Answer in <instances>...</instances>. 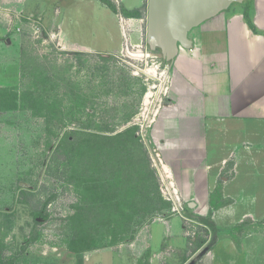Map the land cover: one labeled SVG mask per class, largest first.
Returning a JSON list of instances; mask_svg holds the SVG:
<instances>
[{"label": "rangeland", "instance_id": "374dc122", "mask_svg": "<svg viewBox=\"0 0 264 264\" xmlns=\"http://www.w3.org/2000/svg\"><path fill=\"white\" fill-rule=\"evenodd\" d=\"M109 1L120 10L138 5V0ZM139 7L143 14L136 31L134 17L123 15L128 20L123 34L121 12L104 0H0L1 259L183 264L185 257L184 264H202L216 245L217 233L172 211L159 178V192L171 207H134L132 217L123 213L131 210L132 200L125 197L141 191L147 168L158 174L152 145L135 118H141L145 92L169 75V62L145 42L146 0ZM59 20L70 41L88 43L95 51L67 42ZM123 170L125 177L133 176L131 188L119 190L118 206L112 207L116 197H106L114 189L106 184ZM174 214L186 219L180 220L189 241L166 242L146 253L152 227ZM76 230L75 241L90 233L84 234L87 244L73 243Z\"/></svg>", "mask_w": 264, "mask_h": 264}, {"label": "crops", "instance_id": "0c3cea01", "mask_svg": "<svg viewBox=\"0 0 264 264\" xmlns=\"http://www.w3.org/2000/svg\"><path fill=\"white\" fill-rule=\"evenodd\" d=\"M244 8L230 5L190 31L193 46L169 63L168 97L146 130L184 197L183 218L218 234L202 264H264V0H252L254 29ZM133 19L136 31L141 18ZM58 24L67 42L95 51L70 41L63 21ZM158 178L153 172L151 189L162 199ZM175 215L152 227L146 253L166 242L189 241L182 217Z\"/></svg>", "mask_w": 264, "mask_h": 264}, {"label": "water", "instance_id": "95a60500", "mask_svg": "<svg viewBox=\"0 0 264 264\" xmlns=\"http://www.w3.org/2000/svg\"><path fill=\"white\" fill-rule=\"evenodd\" d=\"M243 0H146L145 42L172 63L181 49H191L190 31Z\"/></svg>", "mask_w": 264, "mask_h": 264}, {"label": "trees", "instance_id": "16d2710c", "mask_svg": "<svg viewBox=\"0 0 264 264\" xmlns=\"http://www.w3.org/2000/svg\"><path fill=\"white\" fill-rule=\"evenodd\" d=\"M104 2H106L108 4V6L114 12H121L122 15H124L125 17H134V18H141L142 17L143 10L141 9V7H135V8H132V9H128V8H125V7L122 8L121 7V10H120V9L116 8L114 4H111V2L109 0H104ZM242 4L245 7L244 8V12H243L244 17L248 21V23L250 24V27L252 29H254V25L252 24V22L250 20V17H249L251 5H252V0H243ZM0 91L3 92V91H5V89L0 87ZM25 94L26 93L23 92L22 97H24V98L26 97V100L28 101L30 98H27V96ZM13 97H14V99H16L17 95H15ZM0 99L2 100L3 99V96ZM12 106H13V108H15L14 105H12ZM129 130L131 131V128H126L125 129L126 132H129ZM130 134H131V138H132V136H134L133 132L131 131ZM96 135L98 136L99 134H96ZM100 135H99L100 138L104 136L105 139H108V137H109V136H106V135H103V134H100ZM69 138L71 139L72 137H69ZM92 140L93 139L91 138V141ZM83 142L85 144H87V139H84V140L82 139V143ZM125 171H127V170H123L121 172H118L117 174H119L121 177H119V178H116L115 177V179L112 182L109 181L110 180L109 177L107 178V179H109L107 181V184H106L107 185V188H109L110 185L112 184L111 188L114 189L113 190L114 193L113 194L109 193L108 196L106 197V199L108 197H111V198L114 197V196L116 197V199H115L116 201L112 203V207L118 206V200L119 199L116 196V194L119 192V190H122V191L126 192L125 189H130L131 188L129 184H131V181H132V178L131 177H133V176H129L128 175V177H125L124 176V172ZM152 176H153V172L148 167L147 168V172H146L145 176L143 177L144 178V180H143L144 184H143V186L141 185V187H140V190L141 191L140 192H135L133 195L132 194H130L129 196L127 195L125 197V198H128V200H129V198H131L130 200H132L127 205L129 207L131 206L129 208L131 210H128V211H125L124 210L123 213H125L126 215H130L132 217V215H133L132 214L133 213L132 209H134V207L135 208H138L140 210L141 209H148L149 208L148 210L152 211V209L153 210H155V209L159 210V209H163V207H165V206H169L168 205V202H165L163 199H161L160 197H158V194L156 195V197H154V195H153L154 193H153V191L151 189V188H153L154 183L152 182V180H150V178H152ZM91 188L94 189V190L98 189L97 185L92 186ZM155 189H156V187L154 188V190ZM106 191H107V189H106ZM154 203H155V206H154ZM141 215H144V213H141ZM130 222H131V218L129 217L128 218L127 225H130ZM204 223L210 224V226L212 227V224L208 220H204ZM129 227L130 226H126V229H129ZM211 231L213 232V227H212V230ZM84 234L89 235L90 233L84 232ZM84 234H81L79 236V238H77L76 241H75V238L78 235V230L74 231V234H73L74 235V238H73L74 242L73 243L75 244L77 242V243H79V245H82V244L85 245V244H87V241L85 240ZM200 243L201 242H199V244ZM82 263H83V261H82L81 257H78L77 264H82ZM0 264H15V262H14V259L13 258H8V259H1L0 258Z\"/></svg>", "mask_w": 264, "mask_h": 264}, {"label": "built area", "instance_id": "2783aa9c", "mask_svg": "<svg viewBox=\"0 0 264 264\" xmlns=\"http://www.w3.org/2000/svg\"><path fill=\"white\" fill-rule=\"evenodd\" d=\"M116 3H119L115 0ZM120 13V12H119ZM119 22L122 26V33L125 32V22H128L124 16L119 14ZM130 19V18H129ZM125 34V33H123ZM62 40V37L60 38ZM170 88L169 75L164 76L162 83L158 86L153 84L147 92L144 94L143 107L141 109V118L136 116L135 121L138 123L142 132H146L156 121L159 112L164 105L165 99L168 97ZM152 165L158 171V177L160 179V191L165 200L172 203V211L181 213L183 209L184 197L182 196L176 182L173 178L170 168L166 165L164 158L157 148H152L151 151Z\"/></svg>", "mask_w": 264, "mask_h": 264}]
</instances>
